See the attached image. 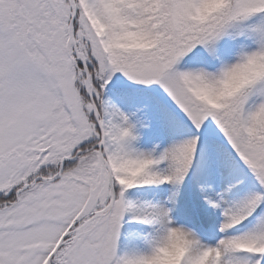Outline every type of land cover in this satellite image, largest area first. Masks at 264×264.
Segmentation results:
<instances>
[{
	"label": "snow or ice",
	"instance_id": "6c2138e0",
	"mask_svg": "<svg viewBox=\"0 0 264 264\" xmlns=\"http://www.w3.org/2000/svg\"><path fill=\"white\" fill-rule=\"evenodd\" d=\"M0 264H264V0H0Z\"/></svg>",
	"mask_w": 264,
	"mask_h": 264
}]
</instances>
